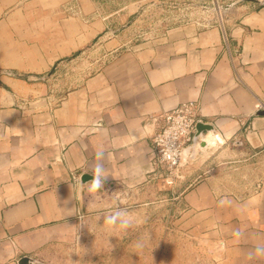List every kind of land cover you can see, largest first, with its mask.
<instances>
[{"label":"crops","instance_id":"1","mask_svg":"<svg viewBox=\"0 0 264 264\" xmlns=\"http://www.w3.org/2000/svg\"><path fill=\"white\" fill-rule=\"evenodd\" d=\"M40 1L43 23L11 8L17 0H0V68L14 73L0 74V264H24L46 244L70 239L89 209L116 203L109 192L150 187L151 116L188 101L199 102L216 144L244 148L262 171L244 196L210 178L195 183L185 194L192 224L207 226L219 264H264V0L143 45L125 47L117 34L104 43L107 63L61 95L46 79L66 57L98 44L108 23L57 21L69 0ZM81 1L86 14L96 12L93 0Z\"/></svg>","mask_w":264,"mask_h":264},{"label":"rangeland","instance_id":"2","mask_svg":"<svg viewBox=\"0 0 264 264\" xmlns=\"http://www.w3.org/2000/svg\"><path fill=\"white\" fill-rule=\"evenodd\" d=\"M93 1L96 12L89 14L81 0L59 7L57 21L75 16L87 22L105 18L108 23L98 44L93 42L66 57L46 79L60 95L107 63L112 51L104 43L109 38L120 34L129 48L159 41L174 27L223 22L247 0ZM16 7L40 16L39 23L47 18L40 0H17L11 8ZM3 73L14 74L0 68ZM207 133L208 129L203 131L180 164L157 169L150 187L109 192L116 200L113 206L89 209L70 239L46 244L30 264H219V245L208 235L207 226L192 224L185 194L195 183L210 178L221 191L244 196L259 186L262 171L260 161L242 147L204 143ZM110 218L114 224L107 223Z\"/></svg>","mask_w":264,"mask_h":264},{"label":"built area","instance_id":"3","mask_svg":"<svg viewBox=\"0 0 264 264\" xmlns=\"http://www.w3.org/2000/svg\"><path fill=\"white\" fill-rule=\"evenodd\" d=\"M155 125L152 136V165L154 171L161 166L175 167L194 146L203 131H199L203 120L201 107L197 101H188L176 108L163 110L153 116Z\"/></svg>","mask_w":264,"mask_h":264},{"label":"bare ground","instance_id":"4","mask_svg":"<svg viewBox=\"0 0 264 264\" xmlns=\"http://www.w3.org/2000/svg\"><path fill=\"white\" fill-rule=\"evenodd\" d=\"M202 140L204 143L206 142L208 145L210 144L211 146H214L218 142V133L213 131V127L209 128L208 133L205 135V137H203Z\"/></svg>","mask_w":264,"mask_h":264},{"label":"water","instance_id":"5","mask_svg":"<svg viewBox=\"0 0 264 264\" xmlns=\"http://www.w3.org/2000/svg\"><path fill=\"white\" fill-rule=\"evenodd\" d=\"M209 128H212V125H211V124L201 123V124L199 125V131H200V132H201V131H204V130H207V129H209ZM31 261H32V257H31V258H30V257H25L24 260H23L24 264H30Z\"/></svg>","mask_w":264,"mask_h":264},{"label":"clouds","instance_id":"6","mask_svg":"<svg viewBox=\"0 0 264 264\" xmlns=\"http://www.w3.org/2000/svg\"><path fill=\"white\" fill-rule=\"evenodd\" d=\"M99 186H100V185H99L98 182L93 181V183H92V188H93V189H96V188H98ZM107 223H108V224H114V223H115V219H114V218H110V219L107 220Z\"/></svg>","mask_w":264,"mask_h":264},{"label":"trees","instance_id":"7","mask_svg":"<svg viewBox=\"0 0 264 264\" xmlns=\"http://www.w3.org/2000/svg\"><path fill=\"white\" fill-rule=\"evenodd\" d=\"M78 53V52H77ZM77 53H75V54H77Z\"/></svg>","mask_w":264,"mask_h":264}]
</instances>
